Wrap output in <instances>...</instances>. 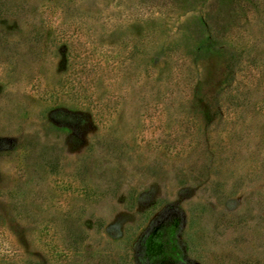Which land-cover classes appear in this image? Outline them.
Returning <instances> with one entry per match:
<instances>
[{"label": "rangeland", "instance_id": "rangeland-1", "mask_svg": "<svg viewBox=\"0 0 264 264\" xmlns=\"http://www.w3.org/2000/svg\"><path fill=\"white\" fill-rule=\"evenodd\" d=\"M0 264H264V0H0Z\"/></svg>", "mask_w": 264, "mask_h": 264}, {"label": "flooded vegetation", "instance_id": "flooded-vegetation-1", "mask_svg": "<svg viewBox=\"0 0 264 264\" xmlns=\"http://www.w3.org/2000/svg\"><path fill=\"white\" fill-rule=\"evenodd\" d=\"M178 218L166 217L149 234L148 244L154 245L157 257L165 263L179 252L176 240V227ZM158 259V258H157Z\"/></svg>", "mask_w": 264, "mask_h": 264}, {"label": "trees", "instance_id": "trees-1", "mask_svg": "<svg viewBox=\"0 0 264 264\" xmlns=\"http://www.w3.org/2000/svg\"><path fill=\"white\" fill-rule=\"evenodd\" d=\"M62 118V117H61ZM64 118H66V117H64ZM68 118V117H67Z\"/></svg>", "mask_w": 264, "mask_h": 264}]
</instances>
